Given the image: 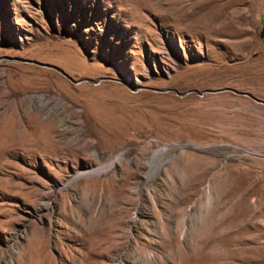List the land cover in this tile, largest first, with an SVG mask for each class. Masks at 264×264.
<instances>
[{
  "label": "rangeland",
  "instance_id": "1",
  "mask_svg": "<svg viewBox=\"0 0 264 264\" xmlns=\"http://www.w3.org/2000/svg\"><path fill=\"white\" fill-rule=\"evenodd\" d=\"M0 264H264V0H0Z\"/></svg>",
  "mask_w": 264,
  "mask_h": 264
},
{
  "label": "bare ground",
  "instance_id": "2",
  "mask_svg": "<svg viewBox=\"0 0 264 264\" xmlns=\"http://www.w3.org/2000/svg\"><path fill=\"white\" fill-rule=\"evenodd\" d=\"M126 198V197H125ZM92 203V202H91ZM91 208H92V204L89 206V212L91 213ZM127 211V210H126ZM88 213V212H87ZM90 215V214H89ZM119 221H117L115 228H113V232L117 231V230H122L123 224L125 223V215L121 214V216H119ZM89 219V217H88ZM96 218L94 217H90V219L88 220V226H87V230L89 231L88 233L90 235H94V243L95 245L98 246V238L100 239L102 235L101 229L102 227L99 226V224L97 223V220H95ZM118 219V218H117ZM108 222V221H107ZM105 225V224H104ZM106 226V225H105ZM111 226V225H110ZM120 230V231H121ZM36 258V257H35ZM34 260V259H33Z\"/></svg>",
  "mask_w": 264,
  "mask_h": 264
}]
</instances>
